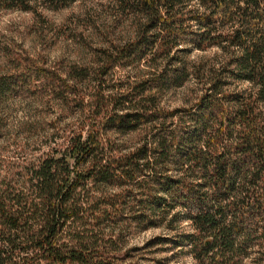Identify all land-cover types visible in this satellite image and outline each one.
<instances>
[{"label":"trees","instance_id":"16d2710c","mask_svg":"<svg viewBox=\"0 0 264 264\" xmlns=\"http://www.w3.org/2000/svg\"><path fill=\"white\" fill-rule=\"evenodd\" d=\"M38 1L0 0V8ZM112 8L131 37L98 49L94 67L72 63L57 77L16 60L0 75V100L31 89L81 114L70 134L39 133L49 147L24 171L0 168V264H134L129 234L151 228L167 230L158 243L189 238L201 263L259 261L264 0H113ZM189 46L217 47L221 63L189 60ZM116 67L127 76L117 83ZM191 79L192 102L162 103ZM233 80L248 85L232 92ZM24 122L31 131L39 120Z\"/></svg>","mask_w":264,"mask_h":264},{"label":"rangeland","instance_id":"374dc122","mask_svg":"<svg viewBox=\"0 0 264 264\" xmlns=\"http://www.w3.org/2000/svg\"><path fill=\"white\" fill-rule=\"evenodd\" d=\"M112 2L73 0L66 5L50 8L39 0L31 10L1 7L0 75L7 68L10 69L16 60L21 64L27 62L32 67L49 68L57 77L71 71L72 63L94 67L98 49L119 44L131 37V28L126 22L119 20L114 23L111 20L108 13L113 9ZM189 50V60H198L200 57L211 60L217 55L216 68L221 63L217 47L199 49L189 46ZM124 74V68L116 67L112 80L116 83L124 80L127 77ZM89 82L83 81L86 85L81 84L79 87L88 91ZM196 84L191 79L184 85L168 90L162 103L175 107L183 104L185 98H190L188 102H192L195 97L191 88ZM247 85L241 80H233L230 91H240ZM34 95L31 89H27L0 100V168H9L16 175L19 169L25 170L31 158L49 147L44 141L36 139L39 133L42 132L40 137L44 138L55 131L70 134L81 123V114L76 112L78 105L59 111L56 103L45 104ZM28 117L39 120L37 127L31 131H27V123L24 122ZM185 229L189 230L190 226ZM166 232L164 229L151 228L130 233L129 243L135 247V251L129 260L134 264H217L199 262L191 252L189 238L180 243L174 240L158 243L156 236ZM150 240L152 243H148ZM253 258L254 254L247 256L239 264H264V255L259 261Z\"/></svg>","mask_w":264,"mask_h":264}]
</instances>
